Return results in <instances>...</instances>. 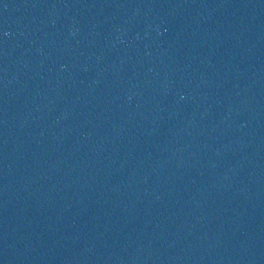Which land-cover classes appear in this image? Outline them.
I'll return each mask as SVG.
<instances>
[{
	"label": "water",
	"instance_id": "obj_1",
	"mask_svg": "<svg viewBox=\"0 0 264 264\" xmlns=\"http://www.w3.org/2000/svg\"><path fill=\"white\" fill-rule=\"evenodd\" d=\"M0 264H264V0H0Z\"/></svg>",
	"mask_w": 264,
	"mask_h": 264
}]
</instances>
